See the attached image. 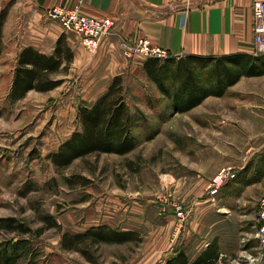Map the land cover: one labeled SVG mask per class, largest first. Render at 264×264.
<instances>
[{
	"label": "rangeland",
	"instance_id": "1",
	"mask_svg": "<svg viewBox=\"0 0 264 264\" xmlns=\"http://www.w3.org/2000/svg\"><path fill=\"white\" fill-rule=\"evenodd\" d=\"M10 3L0 0V13L7 11L3 26ZM12 49L3 43L0 54V217L42 227L39 236L0 229L1 243H17L12 252L26 250L16 264H164L177 249L192 261L212 241L219 247L218 237L225 260L211 264H244L247 242L229 244L251 237L264 195V174L252 188L248 183L257 169L264 173V78L243 76L222 96L162 117L155 84L137 61L127 59L130 65L119 73L126 100L146 117L134 131L138 145L125 154H88L57 169L47 155L78 129L77 107L106 90L116 65L107 70L105 62L92 63L95 53L85 49V62L72 61L58 75L59 86L9 102ZM223 166L233 167L235 176L213 201L205 186ZM44 215L60 227L48 226ZM98 224L134 230L138 238L95 244L86 239L80 244L86 254L61 249L64 231ZM223 233L227 240H220Z\"/></svg>",
	"mask_w": 264,
	"mask_h": 264
},
{
	"label": "trees",
	"instance_id": "2",
	"mask_svg": "<svg viewBox=\"0 0 264 264\" xmlns=\"http://www.w3.org/2000/svg\"><path fill=\"white\" fill-rule=\"evenodd\" d=\"M6 13V9L0 13V54L3 48L2 26ZM73 58L74 53L66 41L65 34L57 38L51 53L42 52L32 45L24 46L16 56L7 99L14 102L23 98L30 90L49 91L59 86L63 78L58 75L68 72ZM142 68L160 94L164 117L167 111L185 112L209 96H222L243 76L262 75L264 53L179 56L169 54L164 58L147 57L142 63ZM77 118L78 129L62 141L54 152L47 155L57 169L64 168L75 159L88 154L130 152L139 143L135 128L143 124L146 117L140 110L131 109L126 100L123 77L116 74L106 90L94 101L77 107ZM262 174L264 173L257 169L248 183L255 182ZM43 220L48 222V226L60 227L51 215H44ZM0 229L35 236L42 232V227L33 229L14 216L0 217ZM137 238V232L134 230H121L98 224L80 232L64 231L60 247L85 253L80 244L86 239L95 244L122 243ZM22 240L26 239H18L20 242ZM16 246L17 243L9 248L0 242V264H16L26 253V250L12 252ZM217 257L218 246L212 241L192 261L184 250L177 249L164 264H211Z\"/></svg>",
	"mask_w": 264,
	"mask_h": 264
},
{
	"label": "crops",
	"instance_id": "3",
	"mask_svg": "<svg viewBox=\"0 0 264 264\" xmlns=\"http://www.w3.org/2000/svg\"><path fill=\"white\" fill-rule=\"evenodd\" d=\"M8 1L11 5L3 26V43L5 46L12 45L14 59L27 45L51 53L57 38L65 34L67 43L73 48L77 47V50L73 49V63L81 65L85 62L82 60L85 48L80 40L72 34L64 33L60 22L47 14V9L54 5L73 6L78 0ZM80 1L84 14L113 19L110 32L101 40L97 51L91 52L95 53L92 63L105 62L107 70L116 65L112 69L113 75L123 72L130 65L128 58L121 52L123 43L132 44L139 37L147 38L152 44L159 45L176 56L256 53L251 8L254 0ZM132 60L137 61L142 69L144 58L134 57ZM255 77L263 79L264 73ZM254 184L255 182L249 184V187L252 188ZM261 192L264 194V185ZM258 227L257 216V224L253 226L251 237H235L234 242L229 244L236 248L238 240L247 242V248L243 249L244 264H260L263 258L256 236ZM227 236L226 233L221 234L220 240H227ZM218 245V258L223 256L222 259L225 260L226 249H222L219 237Z\"/></svg>",
	"mask_w": 264,
	"mask_h": 264
},
{
	"label": "built area",
	"instance_id": "4",
	"mask_svg": "<svg viewBox=\"0 0 264 264\" xmlns=\"http://www.w3.org/2000/svg\"><path fill=\"white\" fill-rule=\"evenodd\" d=\"M253 13V42L256 53H264V0H254L251 4ZM50 17L57 19L66 34H72L80 40L82 46L90 52H96L101 40L110 32L113 25L111 17H95L84 14L81 11V1L73 6L57 4L47 9ZM122 53L128 59L140 57H167L170 53L167 49L152 44L147 38L139 37L132 44L123 43ZM235 176L231 166L221 167L209 181L205 189L209 192L211 200L219 192L224 182ZM259 227L256 236L259 241L263 258L260 264H264V195L260 198L258 211Z\"/></svg>",
	"mask_w": 264,
	"mask_h": 264
}]
</instances>
